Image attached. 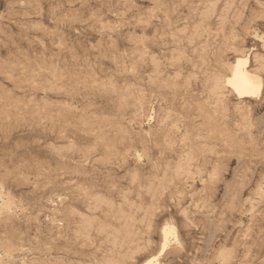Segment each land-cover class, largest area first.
Segmentation results:
<instances>
[{
	"label": "rangeland",
	"instance_id": "1",
	"mask_svg": "<svg viewBox=\"0 0 264 264\" xmlns=\"http://www.w3.org/2000/svg\"><path fill=\"white\" fill-rule=\"evenodd\" d=\"M237 56L264 77V0H0V264H141L166 226L160 264H264Z\"/></svg>",
	"mask_w": 264,
	"mask_h": 264
},
{
	"label": "bare ground",
	"instance_id": "2",
	"mask_svg": "<svg viewBox=\"0 0 264 264\" xmlns=\"http://www.w3.org/2000/svg\"><path fill=\"white\" fill-rule=\"evenodd\" d=\"M249 63V56H237L233 64L231 63V73L226 78L227 86L240 98H255L263 94L264 77L262 78L258 72L252 70ZM171 237L178 240L175 227H164L162 232V246L159 252L156 255H151L146 258L141 264H160V254L166 252L170 247Z\"/></svg>",
	"mask_w": 264,
	"mask_h": 264
}]
</instances>
